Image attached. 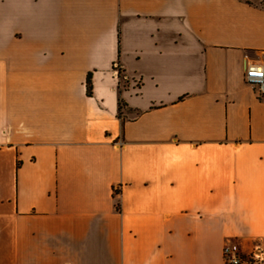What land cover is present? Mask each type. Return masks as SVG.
<instances>
[{
    "label": "crops",
    "instance_id": "obj_1",
    "mask_svg": "<svg viewBox=\"0 0 264 264\" xmlns=\"http://www.w3.org/2000/svg\"><path fill=\"white\" fill-rule=\"evenodd\" d=\"M261 63L245 0H0V264H224L264 242Z\"/></svg>",
    "mask_w": 264,
    "mask_h": 264
},
{
    "label": "built area",
    "instance_id": "obj_2",
    "mask_svg": "<svg viewBox=\"0 0 264 264\" xmlns=\"http://www.w3.org/2000/svg\"><path fill=\"white\" fill-rule=\"evenodd\" d=\"M115 69L120 81L126 80L118 63ZM244 80L254 88L258 100L264 102V63L246 64ZM224 264H264V242L257 241L249 253H244L238 244L225 247Z\"/></svg>",
    "mask_w": 264,
    "mask_h": 264
},
{
    "label": "trees",
    "instance_id": "obj_3",
    "mask_svg": "<svg viewBox=\"0 0 264 264\" xmlns=\"http://www.w3.org/2000/svg\"><path fill=\"white\" fill-rule=\"evenodd\" d=\"M248 4L250 5H256V6H263L264 7V0H262V3H257V0H245ZM87 87H88V94L91 95L92 94V79L91 76L88 78V82H87ZM120 92H121V88H119ZM127 105L126 103L121 100H119V109H118V117L123 120V111L126 109Z\"/></svg>",
    "mask_w": 264,
    "mask_h": 264
},
{
    "label": "rangeland",
    "instance_id": "obj_4",
    "mask_svg": "<svg viewBox=\"0 0 264 264\" xmlns=\"http://www.w3.org/2000/svg\"><path fill=\"white\" fill-rule=\"evenodd\" d=\"M256 1V0H254ZM257 3H262V0H257ZM122 88H126L127 87V83H126V80H122Z\"/></svg>",
    "mask_w": 264,
    "mask_h": 264
}]
</instances>
